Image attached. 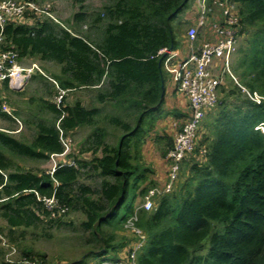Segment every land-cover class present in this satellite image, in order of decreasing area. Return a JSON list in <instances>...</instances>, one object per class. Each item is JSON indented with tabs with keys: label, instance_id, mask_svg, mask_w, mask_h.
Returning <instances> with one entry per match:
<instances>
[{
	"label": "trees",
	"instance_id": "obj_1",
	"mask_svg": "<svg viewBox=\"0 0 264 264\" xmlns=\"http://www.w3.org/2000/svg\"><path fill=\"white\" fill-rule=\"evenodd\" d=\"M189 1L107 0L93 13L82 7L65 28L28 13L25 21H10L0 31V53L58 68L47 77L38 74L48 97L57 94L48 77L68 93L95 94L89 107L75 98L60 105L41 99L51 120L40 119L38 110L28 115L34 135L27 142L0 131V234L10 244L19 247L27 232L49 239L76 213L88 233L85 244L93 245L82 259L110 253L117 260L128 244L119 233L135 217L145 236L136 264H264V103L241 89L264 98V0H207L208 7L232 6L242 37L231 63L238 84L229 79L221 88L205 124L208 135L201 134L197 144L205 154L194 149L200 161L189 165L183 183L158 195L150 211L135 206L161 186L150 178L142 151L163 115L166 72L159 51L176 49L181 21H174ZM171 112L176 120L188 117ZM82 126L89 133L78 154L88 159L66 156L76 168H56L50 175L16 164L15 158L49 162L51 154L63 152L60 137ZM154 134L164 142L165 157L173 138ZM90 178L95 180L87 184ZM43 198L56 202L51 210ZM22 257L45 264L30 248Z\"/></svg>",
	"mask_w": 264,
	"mask_h": 264
},
{
	"label": "built area",
	"instance_id": "obj_2",
	"mask_svg": "<svg viewBox=\"0 0 264 264\" xmlns=\"http://www.w3.org/2000/svg\"><path fill=\"white\" fill-rule=\"evenodd\" d=\"M197 4L199 7L197 17L193 22V26L186 33V55L181 57L176 49H162L159 51V54L164 56L163 70L172 76L177 92L185 96L189 113L183 124H180L182 126L173 124L172 130L175 129V131L172 137L173 147L168 151V159L172 160L168 179L163 188H154L148 191L141 205V208L145 211H150L153 208L156 196L169 192L174 188L179 172V162L193 151L194 146L197 145V130L200 122L208 110L216 105L218 89L223 83L224 77L228 75L235 81V76L231 72V63L239 28L236 24V18L231 12L232 8L230 10L226 9L228 11L223 14V21L217 23L214 21L211 9L207 6V0H197ZM28 13L35 15L39 20L46 18L58 24L50 13L49 5L38 6L33 2H29V0H0V31L10 21L19 23L25 21L24 19ZM206 25L209 27L204 28ZM208 30L211 32H208ZM202 31L203 33H201ZM201 34L204 36L202 37ZM17 59L16 53L12 51L0 53V94L3 85L14 92L22 90L34 73L47 77L35 63H31L27 67H20L17 64ZM48 79L57 89L53 101L56 105H60L67 91L60 89L53 79L49 77ZM241 89L256 103L261 101L264 103V98H260L256 94H249L242 87ZM0 114H7V116L12 117L2 103ZM260 128L261 130L264 129L262 126ZM0 131L9 132L3 129H0ZM60 141L63 152L49 156L50 168L47 169L46 173L50 175L53 174L56 168H76L73 159L66 158L67 154L73 151L70 149L69 143L66 138L62 137H60ZM197 147L199 154L204 155V145H197ZM42 201L49 210L56 203L52 198H43ZM135 221V217L130 218L127 221V226L132 229V233L136 236L143 235L134 226ZM138 246V248L130 247L125 251L123 250L122 255L117 260L102 256L96 262L88 264H136L137 251L141 245ZM26 260L24 259L26 264H38L36 260Z\"/></svg>",
	"mask_w": 264,
	"mask_h": 264
},
{
	"label": "rangeland",
	"instance_id": "obj_3",
	"mask_svg": "<svg viewBox=\"0 0 264 264\" xmlns=\"http://www.w3.org/2000/svg\"><path fill=\"white\" fill-rule=\"evenodd\" d=\"M19 1V0H16ZM107 0H29V2H33L38 6L49 5L50 13L52 16L57 20L58 25H62L63 27H67V22L71 19L73 14L80 11V9L85 8L88 12H96L97 9L101 7V5L106 2ZM224 3H214L209 8L213 13L214 21L217 23H221L223 21V14L225 11H228L232 8L230 5H226ZM198 4L197 0H190L187 4V7L176 17L174 22L181 21V33L179 34V39L177 40L175 48L180 50L183 48L184 44L180 40L184 33H187L189 29L192 27L190 24L191 22L197 17L198 12ZM228 9V10H226ZM61 26V27H62ZM209 27L208 25L204 26V28ZM88 30V29H87ZM204 31V30H203ZM203 31L201 33H203ZM184 36V35H183ZM203 37L204 35L201 34ZM242 40L241 38L236 39L234 51L237 48L239 42ZM232 59L234 60V53ZM232 60V61H233ZM35 63L39 70L43 72V74H47V72L56 71L58 68L52 66L51 64L45 65V63H41L37 60H28V59H17V64L20 67H27L29 64ZM232 70V68H231ZM233 73V71H231ZM39 74V73H34ZM165 89H166V96H165V103L163 105V115L162 118L159 119L157 122L156 127L153 130L148 138H146V144L142 151V160L146 164V166L152 171L150 174V178H153L157 181L158 186L163 188L164 184L168 179V172L171 168V161L168 159V152L166 153L165 157L161 156V149L163 148L162 141H157L155 138L154 133L162 134L163 132L170 134L172 137L174 135L175 129L172 130L173 124H183L185 118H181L176 120L171 114L176 113V110L182 111V113L188 114V104H185V96L181 93L177 92L175 82L171 75L165 73ZM235 76V74L233 73ZM33 76L30 77V79ZM229 79H232L228 75H226L223 79V83L218 89V99L220 98V90L222 87H226L229 83ZM234 81V80H232ZM29 82V81H28ZM238 84L237 77L235 76V81L233 82ZM27 85V84H26ZM25 85V87H26ZM6 85L1 87V94H2V104L4 107L10 112V114L14 117L15 120L11 118L4 117L0 114V129L3 130H11L18 124L16 127L20 126L18 122L23 125L24 116L23 115H16L15 112L11 107L14 105L17 107L22 108L25 111H30L32 107H37L39 104H33L30 98L31 92L27 90V88H23L22 90L13 92L10 89L5 88ZM95 94L91 90H76L70 93L66 92L64 98L65 103H72L73 98L83 102L85 106H90V103L95 104L93 102ZM27 97V98H26ZM26 99V100H23ZM53 99V98H52ZM1 105V104H0ZM186 105V106H185ZM26 107L27 109L23 108ZM39 107V106H38ZM216 109V105L208 110L205 114V117L200 122V126L197 130V144H199V139L201 134L208 135L207 127L205 126L211 119L209 117L210 114L214 113ZM170 113H169V112ZM167 114H166V113ZM165 114V115H164ZM7 115V114H6ZM164 116V117H163ZM27 118V117H26ZM26 122V121H25ZM23 135H30V129L28 127V131H26L24 125L22 132ZM89 129L85 128V126L80 127L79 129L73 131L69 136L66 138L67 142L69 143L70 149L74 151L70 153V155L78 156V159H88L89 154L82 153L78 154V150L80 149L81 145L84 142L85 137L88 135ZM75 148L77 150H75ZM197 148V145L194 146L193 151L188 153L184 159L179 162V172L176 183L178 186L179 184L183 183V181L188 176V167L191 163L195 161H200L199 154L194 151ZM50 163H47V166ZM86 179L87 184H92L95 179ZM179 182V183H178ZM158 196L154 198V202ZM139 200L135 202V206L138 205V208L141 209L142 202L140 203ZM83 216L76 213H70L63 221L66 222L61 228L51 231L52 237L51 238H44L39 233H36L32 236L29 232L25 235V237L21 240V244L19 247H16L13 244H10L8 239L5 237L4 234H0V264H26L22 257V250L25 249H32L34 252L39 253L44 256L45 264H88L91 262H96L100 257L99 255L91 254L84 259H82L87 252L93 250V245L85 244L84 236H88V233H84L80 226V222ZM3 225V222H2ZM124 225L123 231L119 233L120 237H127L128 244L124 248V251L129 249L130 247L138 248V245H142L145 241L143 235H137V237L133 236L132 229ZM140 238V239H139ZM130 240V241H129ZM207 239L204 241L206 242ZM11 245V246H10ZM13 246V248H12ZM139 250V249H138ZM120 255H122L123 250H121ZM106 257H111V254H105ZM82 259V263H78ZM29 261V260H26Z\"/></svg>",
	"mask_w": 264,
	"mask_h": 264
},
{
	"label": "crops",
	"instance_id": "obj_4",
	"mask_svg": "<svg viewBox=\"0 0 264 264\" xmlns=\"http://www.w3.org/2000/svg\"><path fill=\"white\" fill-rule=\"evenodd\" d=\"M194 20L191 22V24H190L191 26H193ZM208 32H211V31L208 30ZM183 35H182V38L180 40L183 42L184 46L180 50L176 49L181 57H184L186 55V53H187V50H186V46H187L186 33L183 34ZM201 42H202V40L200 41V43ZM32 76L33 77L29 80V82L27 83L25 88H27V90L29 92H31L30 98L32 100V103L33 104H39L38 106L40 107V109L37 108L38 107L37 106V107H32L30 111H25L22 108L20 109V107H17L15 105L13 107H11L12 110H13V113L15 112L16 115L19 114V115H23L24 116L23 125H24L26 131H28V127L30 129V126L28 124H26L25 119H26V117L28 115L31 117V115L34 113V110H38L36 112H38L40 119H42V120L45 119V120H48V121L51 120V117L48 114V112L42 107L43 105L41 106V104H40L41 101L40 100L41 99L43 101H48L49 100L48 102L51 103L53 101V99L51 97L47 96V90L45 89V87H43L44 85L41 83L42 81L39 79L38 75L34 74ZM47 82H48L47 84L49 86L52 84L49 79L47 80ZM1 98H2V94H0V104L2 103V99ZM23 100H26V99H23ZM185 104L187 105V101L186 100H185ZM23 108L27 109L26 107H23ZM8 118H10V117H8ZM11 118L13 120H15L13 116ZM18 123L20 124V126L16 127L18 125V124H16V126L14 128H12L11 130L10 129L7 130L9 132H6V133H9L10 135L15 137L19 141H22V142L26 141L27 142L34 135V131L30 129V135L29 136L28 135H23V133H21L22 130H23V125L20 122H18ZM75 150H77V149L75 148ZM57 159H60V158H57ZM62 159H63V157L61 158V160ZM15 162H16V164H18L20 169H24V170H33V171L34 170H43V171H47V169L49 168V165L47 166V163L49 164V162H30V161L21 160V159H18V158H15ZM6 173H8V172H6ZM0 225H2L1 221H0Z\"/></svg>",
	"mask_w": 264,
	"mask_h": 264
}]
</instances>
